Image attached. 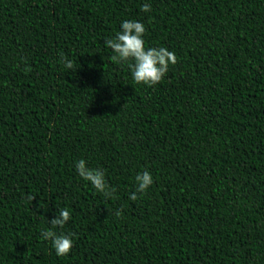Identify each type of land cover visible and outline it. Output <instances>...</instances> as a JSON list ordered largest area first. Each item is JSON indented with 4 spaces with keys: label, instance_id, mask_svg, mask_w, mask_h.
<instances>
[{
    "label": "trees",
    "instance_id": "16d2710c",
    "mask_svg": "<svg viewBox=\"0 0 264 264\" xmlns=\"http://www.w3.org/2000/svg\"><path fill=\"white\" fill-rule=\"evenodd\" d=\"M125 20L177 57L155 86L110 60ZM0 264H264V0H0Z\"/></svg>",
    "mask_w": 264,
    "mask_h": 264
},
{
    "label": "clouds",
    "instance_id": "9594fccd",
    "mask_svg": "<svg viewBox=\"0 0 264 264\" xmlns=\"http://www.w3.org/2000/svg\"><path fill=\"white\" fill-rule=\"evenodd\" d=\"M143 12L151 11V5H142ZM146 29L143 23L136 20H125L120 25V30L105 41V45L112 50L114 55L110 60L115 63L127 64L134 82L138 85L152 87L157 85L166 76L169 66L177 63V57L173 51L166 47H145ZM61 63L68 69L73 68V62L67 57L61 58ZM78 175L91 183L92 187L105 199L114 197L115 189L105 179L102 169L87 167V162L80 159L75 162ZM136 190L130 195L135 201L139 194H145L153 183L150 172L143 171L135 176ZM36 195L29 194L27 199L32 202ZM122 209L116 212L121 217ZM71 219L70 212L60 209L58 214L49 223L54 227L62 228ZM73 234L60 235L48 229L41 231V238L50 241L57 256L68 255L73 247Z\"/></svg>",
    "mask_w": 264,
    "mask_h": 264
}]
</instances>
